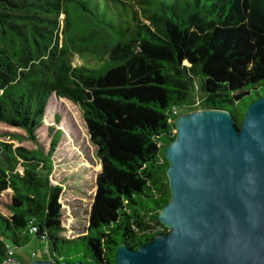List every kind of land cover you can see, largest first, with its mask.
<instances>
[{"label":"trees","instance_id":"trees-1","mask_svg":"<svg viewBox=\"0 0 264 264\" xmlns=\"http://www.w3.org/2000/svg\"><path fill=\"white\" fill-rule=\"evenodd\" d=\"M260 88L264 0H0V122L34 144L0 141V264L9 251L27 264L12 247L33 236L48 259L115 264L118 244L165 231L164 148L178 109L227 110L239 127ZM52 96L80 109L101 166L86 233L74 238L61 234L63 185L49 180L62 136L45 120Z\"/></svg>","mask_w":264,"mask_h":264},{"label":"water","instance_id":"water-1","mask_svg":"<svg viewBox=\"0 0 264 264\" xmlns=\"http://www.w3.org/2000/svg\"><path fill=\"white\" fill-rule=\"evenodd\" d=\"M174 128L164 148L170 200L158 214L166 230L135 249L118 244L115 264H264V95L239 127L227 110L196 109Z\"/></svg>","mask_w":264,"mask_h":264},{"label":"rangeland","instance_id":"rangeland-1","mask_svg":"<svg viewBox=\"0 0 264 264\" xmlns=\"http://www.w3.org/2000/svg\"><path fill=\"white\" fill-rule=\"evenodd\" d=\"M81 63L98 65L101 61L93 58L80 59L78 56H74L73 64ZM201 83L202 76L199 73L193 81L194 87H197L194 94L195 98L204 96L199 86H197ZM258 92L263 94L264 91L260 88ZM252 94L255 96L254 90H252ZM246 99L248 100L249 98L246 97ZM48 107H50V112L48 116L46 115L45 120L48 125H52L55 129L62 131V136L53 156L54 167L50 173L49 180L52 184L62 183L63 185L60 197L63 213L61 223L63 230L61 234L66 238H74L86 233L95 190L94 181L96 175L100 172L101 166L96 156V148L89 139L80 109L72 102L66 99L60 100L55 96H52ZM196 108L199 109L198 106ZM186 112H190V110L186 108L178 109L179 115ZM55 115L60 118L58 122L54 120ZM60 127L69 132V137L65 136L64 131ZM13 132L20 133L21 131L0 122V141L12 143L15 147L20 145L26 148L34 147L31 142L22 141L19 143L9 138L7 133ZM39 135V142L42 148L47 149L49 141L47 132L43 129L39 132ZM17 170L21 172L20 167ZM7 192L10 193V190L8 189ZM2 198L4 201L6 200V197L3 196ZM0 210L6 212L2 204H0ZM12 248L14 257L27 263L33 259H48V255L45 254L46 242L34 236L26 245L22 247L13 246ZM32 253H35V255H32Z\"/></svg>","mask_w":264,"mask_h":264},{"label":"built area","instance_id":"built-area-1","mask_svg":"<svg viewBox=\"0 0 264 264\" xmlns=\"http://www.w3.org/2000/svg\"><path fill=\"white\" fill-rule=\"evenodd\" d=\"M35 228L32 227L31 231H34ZM46 253V250H45ZM8 257L4 260L3 264H23V262L17 261L14 258L11 257V251L8 252Z\"/></svg>","mask_w":264,"mask_h":264}]
</instances>
